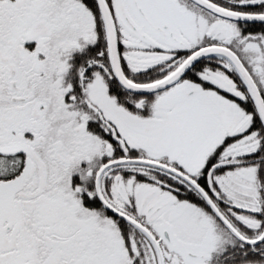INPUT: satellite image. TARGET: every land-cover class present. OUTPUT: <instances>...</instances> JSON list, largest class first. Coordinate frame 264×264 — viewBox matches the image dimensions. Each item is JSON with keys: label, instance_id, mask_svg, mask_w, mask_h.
Segmentation results:
<instances>
[{"label": "snow or ice", "instance_id": "6c2138e0", "mask_svg": "<svg viewBox=\"0 0 264 264\" xmlns=\"http://www.w3.org/2000/svg\"><path fill=\"white\" fill-rule=\"evenodd\" d=\"M0 264H264V0H0Z\"/></svg>", "mask_w": 264, "mask_h": 264}]
</instances>
